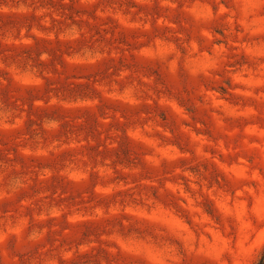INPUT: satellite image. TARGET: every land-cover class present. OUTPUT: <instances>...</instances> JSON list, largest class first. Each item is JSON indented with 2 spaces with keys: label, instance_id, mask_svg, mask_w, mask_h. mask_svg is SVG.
Masks as SVG:
<instances>
[{
  "label": "rangeland",
  "instance_id": "rangeland-1",
  "mask_svg": "<svg viewBox=\"0 0 264 264\" xmlns=\"http://www.w3.org/2000/svg\"><path fill=\"white\" fill-rule=\"evenodd\" d=\"M264 0H0V264H255Z\"/></svg>",
  "mask_w": 264,
  "mask_h": 264
},
{
  "label": "trees",
  "instance_id": "trees-1",
  "mask_svg": "<svg viewBox=\"0 0 264 264\" xmlns=\"http://www.w3.org/2000/svg\"><path fill=\"white\" fill-rule=\"evenodd\" d=\"M255 264H264V248L263 250L261 251L257 261Z\"/></svg>",
  "mask_w": 264,
  "mask_h": 264
}]
</instances>
